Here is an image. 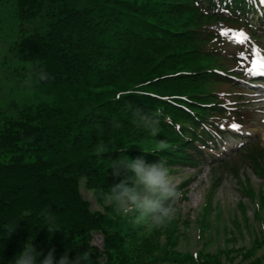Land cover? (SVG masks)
<instances>
[{"label": "trees", "instance_id": "1", "mask_svg": "<svg viewBox=\"0 0 264 264\" xmlns=\"http://www.w3.org/2000/svg\"><path fill=\"white\" fill-rule=\"evenodd\" d=\"M257 4L15 0L13 14L31 26L30 32L22 30L16 50L44 99L17 111L0 110V264L26 239L44 252L54 248L57 256L69 249L70 258L83 252L87 264H129V233L150 223H133L104 205L100 194L112 182L108 159L124 148L130 158L163 159L170 169L201 155L202 125L212 127L224 112L216 86L236 87L228 62L240 55L208 26L225 20L257 41L256 30L238 17ZM222 8L235 18L218 17ZM38 70L48 78L38 80ZM134 108L158 115L155 138L132 123ZM255 152L258 156L245 162L264 180V153ZM82 186L102 210L90 208ZM247 195L252 198V190ZM258 198L262 204L264 191ZM47 215L53 223L46 231L40 226ZM166 222L176 231L173 218ZM94 232L103 236L102 250L91 245ZM220 259L218 253L212 263L221 264ZM188 261L205 264L199 253ZM260 261L255 257L249 264Z\"/></svg>", "mask_w": 264, "mask_h": 264}, {"label": "rangeland", "instance_id": "2", "mask_svg": "<svg viewBox=\"0 0 264 264\" xmlns=\"http://www.w3.org/2000/svg\"><path fill=\"white\" fill-rule=\"evenodd\" d=\"M14 3L15 0H0V110L4 109L7 112L33 106L44 99L35 89L33 77L28 74L29 63L19 57L17 53L19 48L16 50V43L22 41L20 38L24 35L22 30L30 32L31 26L28 22L20 21L13 14ZM212 28L222 30L224 25L216 24ZM256 55L264 60L263 54ZM249 71L250 68L242 67L246 81L252 78ZM242 85L247 89L258 90L257 93L254 90V93L249 95L253 105L248 104L257 115L245 127L246 129L238 131L247 137L245 142L264 147V92L260 91L263 86L250 87L245 83ZM226 141L229 143V140ZM234 146L236 144H228V148ZM197 169L198 172L194 169H185V173L181 172L183 176L197 175L194 182L197 185L192 184L193 187L191 186L187 195L188 201L181 203L182 212L187 213L192 208L194 210L197 205L200 206L202 191L199 185L206 188L219 176L221 187L215 193V201L220 205L219 215L217 217L210 215L206 218L204 222L207 219L208 221L204 223L202 230L195 225L198 210L188 213L190 223L185 225L182 221V224L177 227L178 231H174L173 223L169 222H164L160 226L151 223L142 225L137 233H129L128 241H125L128 244L125 251L128 254L129 264H194L188 261V256L192 253H199L205 260V264H213L215 255L218 253L221 256V264H249L255 257L261 259L260 264H264V202L261 204V211L256 214L257 220L254 204L239 191L237 183L228 172L211 175L210 166L207 164L200 165ZM240 173L239 177L242 180L244 176L250 178L255 194L254 201L257 202L256 192L261 180L252 175L249 170L240 169ZM182 175L175 177L176 181L182 178ZM81 193L82 197L90 203L92 210H102L105 204L96 203L91 192L86 191L83 186ZM238 203H243L244 209H240L237 206ZM110 209L119 215L115 207ZM229 218L232 220L228 221ZM182 225L185 226L182 227ZM198 232L199 239L196 238ZM91 237V245L101 249V234L94 233ZM131 237L133 238L130 241ZM245 251L250 252L248 258H245L243 254Z\"/></svg>", "mask_w": 264, "mask_h": 264}, {"label": "clouds", "instance_id": "3", "mask_svg": "<svg viewBox=\"0 0 264 264\" xmlns=\"http://www.w3.org/2000/svg\"><path fill=\"white\" fill-rule=\"evenodd\" d=\"M36 78L43 81L48 76L43 70H38ZM130 119L150 137L155 138L160 131L156 113L134 108L130 110ZM159 146L162 148L163 143ZM114 150L119 154L115 159H108L106 167L110 169L107 174L111 176L112 182L100 194L104 204L115 207L133 223L160 226L172 219L177 212L173 204L179 198L180 192L166 162L163 159L147 161L143 155L130 158L123 154L124 148ZM50 223H53V218L47 215L42 218L40 228L43 227L47 231ZM32 241L33 239H26L21 250L15 253L7 264H87V256L83 252H74L70 258L69 249L57 256L54 248L49 247L47 252H44Z\"/></svg>", "mask_w": 264, "mask_h": 264}, {"label": "snow or ice", "instance_id": "4", "mask_svg": "<svg viewBox=\"0 0 264 264\" xmlns=\"http://www.w3.org/2000/svg\"><path fill=\"white\" fill-rule=\"evenodd\" d=\"M235 127V126H234Z\"/></svg>", "mask_w": 264, "mask_h": 264}]
</instances>
